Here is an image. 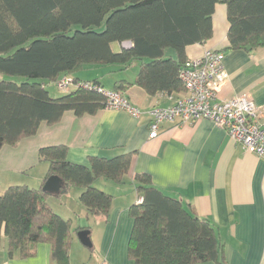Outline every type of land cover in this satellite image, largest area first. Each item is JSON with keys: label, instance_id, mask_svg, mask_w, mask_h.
Returning a JSON list of instances; mask_svg holds the SVG:
<instances>
[{"label": "trees", "instance_id": "obj_1", "mask_svg": "<svg viewBox=\"0 0 264 264\" xmlns=\"http://www.w3.org/2000/svg\"><path fill=\"white\" fill-rule=\"evenodd\" d=\"M218 4L227 10V51L264 47V0H0V152L37 135L43 123L58 124L67 112L83 117L106 109L107 97L97 90L73 86L56 97L49 90L88 66L128 69L139 63L134 83L114 85L113 91L124 96L134 86L148 96L185 92L180 72L188 61L186 50L213 38ZM113 43L131 46L114 52ZM167 51L176 57H166ZM68 149L41 148L39 160L48 164L41 187L11 186L0 196V247L7 238L10 257L30 259L47 243L56 264H71L73 234L90 229L73 230L72 221L55 213L48 200L67 197L73 188L81 189L80 202L91 216L108 220L114 197L95 183L101 178L122 183L134 153L93 157L83 165L67 159ZM52 176L64 181L56 196L43 192ZM135 184L141 201L130 208L131 260L229 264L208 220L157 188L148 174H137Z\"/></svg>", "mask_w": 264, "mask_h": 264}, {"label": "crops", "instance_id": "obj_2", "mask_svg": "<svg viewBox=\"0 0 264 264\" xmlns=\"http://www.w3.org/2000/svg\"><path fill=\"white\" fill-rule=\"evenodd\" d=\"M213 24V38L188 47L187 58H200L207 50L223 52L229 78L219 91V100L247 93L258 106L264 127V47L253 52L227 51L229 24L223 4L216 6ZM166 57L176 55L167 51ZM139 70V63L128 69L120 65L88 66L70 77L79 84L96 81L106 91H113L116 82L134 83ZM50 89L55 90V97L59 95L55 85H50ZM186 94L185 91L171 96H148L134 86L125 97L141 111L139 118L126 111L104 109L83 117L67 112L58 124L43 123L37 135L16 146L3 147L0 187L40 188L48 171V164L39 160L43 147L65 145L69 148L67 159L83 165L93 157L111 159L134 153L131 170L122 183L104 178L95 183L98 189L114 197L107 221L87 212L80 202V188H74L65 203L54 201L53 197L48 200L55 213L72 221L73 230L90 229L93 251L80 242L78 233L73 234L71 264H137L128 255L134 226L130 208L141 201L135 184L137 174L150 175L157 188L208 220L218 231L229 264H264V158L247 152L241 143L209 120L169 121L162 125L156 138H150V110L166 107ZM0 264L56 263L47 243L38 246L34 257L22 259L18 255L9 256L8 241L3 238Z\"/></svg>", "mask_w": 264, "mask_h": 264}, {"label": "built area", "instance_id": "obj_3", "mask_svg": "<svg viewBox=\"0 0 264 264\" xmlns=\"http://www.w3.org/2000/svg\"><path fill=\"white\" fill-rule=\"evenodd\" d=\"M224 60L225 54L215 50H207L200 58L188 59L180 72L187 94L166 107L150 110V138H156L162 125L169 121L178 119L181 123H194L209 120L241 143L247 152L264 158V127L252 97L245 93L226 101L218 98L229 78ZM73 86L97 90L105 95L106 109L126 111L134 118L141 116V111L133 107L122 93L106 91L89 82L75 84L71 77H63L56 83L61 92H67Z\"/></svg>", "mask_w": 264, "mask_h": 264}, {"label": "water", "instance_id": "obj_4", "mask_svg": "<svg viewBox=\"0 0 264 264\" xmlns=\"http://www.w3.org/2000/svg\"><path fill=\"white\" fill-rule=\"evenodd\" d=\"M131 46V43H129ZM64 186V181L58 176L50 177L43 186V192L50 195L56 196L61 192L62 187ZM78 238L80 242L88 249L93 247V244L90 239V231L83 230L78 233Z\"/></svg>", "mask_w": 264, "mask_h": 264}, {"label": "rangeland", "instance_id": "obj_5", "mask_svg": "<svg viewBox=\"0 0 264 264\" xmlns=\"http://www.w3.org/2000/svg\"><path fill=\"white\" fill-rule=\"evenodd\" d=\"M102 29V28H101ZM100 29V30H101ZM122 46L123 47H126V48H128V47H130V44L129 43H124V44H122ZM112 49H113V51L114 52H119L120 50H121V45L119 44V43H113L112 44ZM1 79H5V80H19V79H16V78H12V77H9V76H3V77H1ZM54 89H50V92H52L51 94L54 96L55 95V93H54ZM59 95H64V94H66L65 92H60V93H58ZM58 95V96H59ZM7 189H8V187H0V196H2V195H4V193L7 191ZM73 190H74V188H73ZM73 190H71V192L70 193H72L73 192ZM73 194V193H72ZM72 194H70L68 197H70ZM52 199H55L54 201H60V203L61 202H64L65 200H66V197H63V198H56V197H53ZM65 203V202H64Z\"/></svg>", "mask_w": 264, "mask_h": 264}]
</instances>
